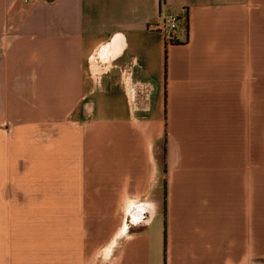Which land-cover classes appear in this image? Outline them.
I'll use <instances>...</instances> for the list:
<instances>
[{"label":"crops","instance_id":"1","mask_svg":"<svg viewBox=\"0 0 264 264\" xmlns=\"http://www.w3.org/2000/svg\"><path fill=\"white\" fill-rule=\"evenodd\" d=\"M0 264H264V0H0Z\"/></svg>","mask_w":264,"mask_h":264},{"label":"built area","instance_id":"2","mask_svg":"<svg viewBox=\"0 0 264 264\" xmlns=\"http://www.w3.org/2000/svg\"><path fill=\"white\" fill-rule=\"evenodd\" d=\"M181 17L177 13L162 12L152 24L153 29L159 31L166 43L173 42L178 34Z\"/></svg>","mask_w":264,"mask_h":264}]
</instances>
